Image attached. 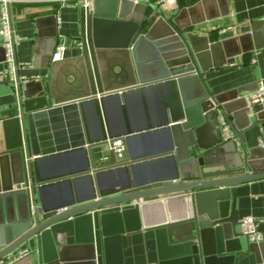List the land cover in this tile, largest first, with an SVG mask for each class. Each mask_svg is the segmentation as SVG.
Masks as SVG:
<instances>
[{"label":"water","instance_id":"water-1","mask_svg":"<svg viewBox=\"0 0 264 264\" xmlns=\"http://www.w3.org/2000/svg\"><path fill=\"white\" fill-rule=\"evenodd\" d=\"M79 39L73 48L79 67L68 92L60 97L41 80L22 83L18 71L17 85L0 106V258L32 243L33 264H124L123 236L142 228L141 207L179 199L188 216L153 228L158 264H234L243 249L235 188L264 178V146L242 152L233 137L223 138L219 116L242 139L236 130L251 125L254 103L240 89L210 95L197 75L219 50L224 56L215 65L236 53L227 49L229 40L184 32L159 4L145 0H93L91 12L81 8ZM149 89L159 90L158 121L149 117ZM133 94L141 95L146 112L140 127L127 113ZM113 99L121 106L122 129L110 122ZM262 104L255 124H264ZM212 125L219 133L208 138ZM156 133L166 135L163 145L132 150L135 137ZM108 137H122L129 154L111 169L119 175L105 182L90 149ZM152 162L166 164L141 174ZM83 179L87 191L79 189ZM50 187L60 195L53 201Z\"/></svg>","mask_w":264,"mask_h":264},{"label":"crops","instance_id":"crops-1","mask_svg":"<svg viewBox=\"0 0 264 264\" xmlns=\"http://www.w3.org/2000/svg\"><path fill=\"white\" fill-rule=\"evenodd\" d=\"M159 4V0H145ZM0 0V12L4 6L9 9L11 24L15 36L22 37L17 45L16 57L19 62H29L30 65L19 68L21 76H38L52 89L54 94L64 95L68 81H74L78 60L74 57L73 39L81 35V6L76 4L60 6L57 2H31L21 0ZM191 8V10H189ZM167 17L172 18L182 31H192L199 36H208L211 42L229 40L227 49L236 53L226 57L224 64L215 65V61L222 60L223 50L217 56H210L204 61L205 70L197 75L204 89L210 95L229 96L236 90H241L246 97L258 88V81L264 78V0H169L167 6L162 7ZM227 9L228 13H222ZM182 10H186L183 11ZM181 14L177 24L174 17ZM189 24V26H187ZM181 25V26H180ZM65 40L68 45L66 58L62 61H52V54L57 44ZM222 49L225 50L223 47ZM235 60V61H233ZM5 67V50L0 47V70ZM38 84H36L37 87ZM15 87L12 81L9 85L0 82V106L6 104L11 89ZM49 88V89H50ZM127 113L133 127H140L146 123V112L140 94L127 97ZM146 103L149 117L158 121L162 116V102L158 89L146 92ZM263 108L260 102H254L248 115L251 125L243 130H236L242 137H238L241 147L236 143V150L244 152L257 145H261L264 137V124H255L256 112ZM110 122L114 128H124V117L117 99L110 101ZM218 126L212 125L207 137L218 132ZM164 133L148 134L135 137L132 150L142 152L150 147H159L165 143ZM236 141V139H235ZM264 146V142L263 145ZM127 147V146H126ZM4 150V135L0 127V152ZM105 150L104 144L95 145L90 149L92 163H96L103 171L105 182L112 181L119 175L112 171L116 164L99 163L98 156ZM126 149V158L128 157ZM259 159V158H258ZM80 156L74 159V165H79ZM165 162H152L140 167L141 174H148L161 169ZM80 191L89 189V181L79 182ZM235 218L240 223L246 215L264 218V178L244 182L236 186ZM56 188L47 190V197L53 201L59 197ZM38 203L40 196L37 194ZM185 200H168L149 202L141 207L142 228L129 236H123L124 264H158L157 245L154 226L182 220L188 216L183 209ZM262 240L249 241L242 236L243 249L235 253L234 264H264V223L258 225ZM240 231V224L238 225ZM241 232V231H240ZM32 249L30 256L15 264H33L37 257V246L29 243Z\"/></svg>","mask_w":264,"mask_h":264},{"label":"built area","instance_id":"built-area-1","mask_svg":"<svg viewBox=\"0 0 264 264\" xmlns=\"http://www.w3.org/2000/svg\"><path fill=\"white\" fill-rule=\"evenodd\" d=\"M10 0H6V4L9 3ZM21 1H31V2H57L60 6L64 5H80L82 9H84L85 13H89L92 10V2L93 0H21ZM137 2V0H135ZM159 5L161 7L167 6L169 4V0H159ZM22 40V37L15 36L12 29L11 24V16L9 9L4 6L0 12V47H3L5 50V67L0 70V82L4 81H12L14 85H17V72L19 68L30 65L29 62H19L16 57V49L17 45ZM73 45L77 46L80 44L79 37L74 38ZM68 50V45L66 41L63 39L60 41L53 54L52 61H62L66 58V52ZM235 61V60H233ZM20 75V74H19ZM38 76H21L20 81L22 83L37 80ZM248 99L254 102H264V78H261L258 81L257 90L248 96ZM219 124L221 127L222 136L224 139H228L233 137L236 139V143L239 147H241V142L238 138L235 137L229 122L227 119L220 115ZM264 137L262 138L261 145H263ZM102 144L105 146V150L101 155L98 156L99 163H112V164H121L126 160V142L122 137L116 138H107ZM260 223H264V218H257L252 215L244 216L240 221V231L249 241L258 242L262 240V234L258 229V225ZM32 253V249L26 245H23L16 250L8 253L7 255L0 258V264H15L16 262L24 259Z\"/></svg>","mask_w":264,"mask_h":264},{"label":"rangeland","instance_id":"rangeland-1","mask_svg":"<svg viewBox=\"0 0 264 264\" xmlns=\"http://www.w3.org/2000/svg\"><path fill=\"white\" fill-rule=\"evenodd\" d=\"M221 128V127H220Z\"/></svg>","mask_w":264,"mask_h":264}]
</instances>
